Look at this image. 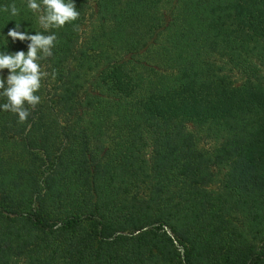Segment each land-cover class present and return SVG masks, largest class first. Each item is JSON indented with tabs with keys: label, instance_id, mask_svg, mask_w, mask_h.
Masks as SVG:
<instances>
[{
	"label": "trees",
	"instance_id": "16d2710c",
	"mask_svg": "<svg viewBox=\"0 0 264 264\" xmlns=\"http://www.w3.org/2000/svg\"><path fill=\"white\" fill-rule=\"evenodd\" d=\"M95 3L0 0V264H264V0Z\"/></svg>",
	"mask_w": 264,
	"mask_h": 264
},
{
	"label": "rangeland",
	"instance_id": "374dc122",
	"mask_svg": "<svg viewBox=\"0 0 264 264\" xmlns=\"http://www.w3.org/2000/svg\"><path fill=\"white\" fill-rule=\"evenodd\" d=\"M96 12H97V8H96L95 0H87L86 19L81 29V36L83 38L88 35L90 31V25L93 22V20L96 18ZM262 243H264V239Z\"/></svg>",
	"mask_w": 264,
	"mask_h": 264
}]
</instances>
